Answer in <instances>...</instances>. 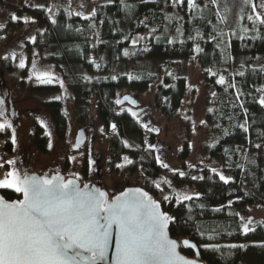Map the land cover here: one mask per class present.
<instances>
[{
  "label": "trees",
  "instance_id": "1",
  "mask_svg": "<svg viewBox=\"0 0 264 264\" xmlns=\"http://www.w3.org/2000/svg\"><path fill=\"white\" fill-rule=\"evenodd\" d=\"M195 2L197 7L184 11L177 21L171 18L173 0L103 1L97 4L95 16L86 19L73 14L55 25L54 31L43 10L30 9V12L43 28L36 36V43L42 49L44 59L63 72L69 63L80 64L88 71L84 86L74 83L75 91L82 97L80 114H87L88 102L93 99L104 123H107L105 110L111 108L113 91L119 88L118 81L113 79V70L123 61V51L130 47V39L135 33L150 31L134 45L135 55L155 62L156 70L172 68L174 71L182 60L196 59L204 85L212 97V106L205 114L207 124L216 133L210 153L215 157L230 153L234 179L223 183L205 169L201 180L194 182L198 194L191 201L178 204L171 199L166 205L160 201L163 211L175 218L169 224V233L195 242L201 260L207 264H264V219L244 234L242 228L235 227L234 216V211L243 206L264 205V107L258 103L264 96V91H259L264 89V25H257L254 31L250 22L246 26L247 32L237 29L233 33L229 29L230 33H227L213 0ZM95 25L99 28L97 43L91 37ZM196 48L200 51H195ZM102 55L104 64L101 72L94 74L90 58L100 59ZM232 56L235 57L234 63H231ZM241 72L244 74L239 75ZM221 76L225 79L223 85L217 83ZM153 80V74L138 71L133 79L123 80L120 86L126 85L142 92ZM232 84L234 88L230 86ZM80 85L83 86L81 89ZM155 87L154 106L167 121H171L176 116L186 87L185 78L164 73ZM49 106L54 108L56 131L61 135L67 126L62 110L57 102ZM125 122L128 121L125 119ZM241 125L248 131L245 132ZM124 128L126 134L136 132L133 124ZM31 142L45 152L48 137L42 128L34 127ZM255 144L260 147L255 150L253 183L244 189L236 176L240 167L236 161L237 154ZM4 148L9 151L10 142ZM127 150L126 146L111 138V158L116 159ZM187 152L184 143L178 158L184 160ZM157 173L152 165L145 175L156 179ZM176 180L178 183L185 181ZM144 189L156 195L149 185L146 184ZM1 194L6 199L18 198L12 191ZM233 244L237 247H228Z\"/></svg>",
  "mask_w": 264,
  "mask_h": 264
},
{
  "label": "rangeland",
  "instance_id": "2",
  "mask_svg": "<svg viewBox=\"0 0 264 264\" xmlns=\"http://www.w3.org/2000/svg\"><path fill=\"white\" fill-rule=\"evenodd\" d=\"M103 1L110 2L113 0H0V25H3V28H0V62L6 60L4 59L5 56L11 55V53L14 52L16 57L18 56V59L21 58L25 61V64L30 63L27 68L33 73L32 63L35 61L37 69L42 72L50 73L54 79L52 83H41L32 78L30 82L31 85H34L35 83L42 85H53L54 83H58L60 96H66V94L70 93V90L66 87L65 83H63V87H61L60 82L62 81L63 72L57 69L55 64L45 62L43 52L35 48L33 44L30 46V49H28L31 54L29 55L28 62L27 59L25 60L26 52L21 42L26 44V39L28 42H32L33 37L38 32H42L38 20L32 15L30 9L43 10L46 19H48L49 26L51 30H53L55 29V25L61 23L63 18L70 17L78 12L81 13L80 16L93 17L91 16V13L96 9L97 4ZM120 1L129 2L139 0ZM213 5L220 18L223 20L224 26L227 28V33L229 29L231 32L233 31V33L237 29H241V31L245 29L250 23L247 19L248 16L251 15L254 17L257 13L264 14V8L260 6L261 0H249V3L247 4L244 0H215ZM253 6L256 8L255 12L253 11ZM186 10H189L187 0H184L183 4H173L171 18L179 21L181 14ZM13 15L18 17V19L13 21ZM26 17L29 18V23L24 22V18ZM53 20H55V23L52 22ZM149 32L150 31H139L131 37V45L124 49L123 61L118 63L114 68L113 76L115 77V80L118 81V92L121 94L129 93L134 95L142 104L149 107V113L146 117L149 120V123L153 125V129L158 130V135L154 136L155 141L152 145L158 142V150L163 153L162 161H165L169 166L165 169V175L157 176L156 179H152L146 177L144 170L138 166H133V169L135 170L130 172V169L125 166L122 161L113 163L109 161L107 155V139L105 140V137L100 133L102 129L101 122L99 121V118H96L97 116L93 111V99L88 102L86 108L87 114L85 119L82 120L78 115V111L80 113V107L76 95L73 105L71 99L64 98V109L71 119V126L69 125L67 140H71L73 134L72 130H74L75 127L81 125L87 129L89 137L91 138V154L94 161L92 164V174L95 176L94 181L97 180L101 185L100 187L106 189L108 193L113 194L122 190L126 186H140L144 188L147 184L152 190L156 191V195L152 196L159 202L163 201L166 205L169 201L166 202L163 200L164 195L172 196L174 201V192L188 193L192 196L197 195L198 192L194 182L201 180L205 169L219 179L220 175H223L226 178H229V181H232L234 179V171L232 170L234 165L230 162V153L224 157H215L210 153L211 146L216 140V133L211 126L207 124L205 114L212 106V97L211 91L204 85L201 69L196 59L182 60L174 71H172V68L156 70L157 64L155 62L142 60V56H139L138 54L135 55L134 45L139 41H142L143 37L148 35ZM98 36L99 28L95 25L91 32V37L95 43L98 42ZM133 40L136 41L135 44H133ZM46 51H48V49ZM125 53H127V55H125ZM90 59L93 60L94 74H99L104 64L103 55L100 59H97L94 56ZM234 60L235 57L232 56L231 63H234ZM19 61L20 60L16 61L18 62V65ZM67 66L69 69L67 68L65 70V74L70 77L67 81L72 82L73 86L74 83H81L84 86L89 76L88 71L80 64L69 63ZM13 70L14 71L11 73H7L5 70L2 77L6 80V83L13 88L12 97L15 100V107L20 110L21 116L23 117L21 118V124L18 128L14 129L16 143L12 145L13 149L11 153H5L4 147L6 141L4 142V136L0 135L1 160L2 162L14 160L16 162L15 166L21 165L19 152L25 145H28L29 142L27 137L29 124L28 115L30 113H33L34 115L35 113H38L42 115L41 119L48 124L47 126L51 134V147L48 146L50 144L49 140L47 142L46 152H39L29 144L32 160H22V165L24 162V165L28 166V168L33 171L31 173H36L35 171L38 169L41 170L46 167H51L56 163L61 153L58 149L62 145L61 139L57 138L54 134L52 126L47 118H45L47 112L44 110L43 104H41L42 101H46L50 96H55V94H51L50 91L49 94L41 92L37 93V98H34L32 95L34 93L31 94L28 85L29 82H25L24 84H20L19 82L21 68L18 66V68H14ZM138 71H146L153 74L154 80L148 85L147 89L138 92L128 88L126 85L120 86L123 80H129V76L133 77ZM164 73H172L174 76H182L185 78L186 82V87L180 98V104L176 116L171 121H167V119L161 115L160 111L155 108L153 101L155 86ZM82 85H80V89L83 87ZM20 100L22 101L20 102ZM2 121L3 120L0 119V122ZM117 125L120 127L118 122ZM143 142L146 145L149 143V141L146 140H143ZM184 143H186L188 149L187 157L184 160H180L178 155L180 154ZM256 145L257 144L250 146L249 149L247 148L244 152L239 151L237 154L236 161L240 164V167L236 171V176L239 183L243 184L242 187L244 189H248L253 183L255 150L258 148ZM54 146L56 150H51ZM69 156L75 157L74 160L71 159L73 162V171L69 169L68 172H64V175L68 178V176L76 174L82 181H90L89 177H84L80 174V166H78L79 164L77 163L79 156L71 154ZM117 164H121L123 167L117 168ZM189 165H191V167H189ZM98 168L99 170L97 171ZM8 170H10V166L5 163L4 167L0 168V176ZM173 170H176L175 173ZM179 172H184L185 175L181 177L178 175ZM193 176L197 177V179H192ZM176 179L185 181L178 183ZM164 180L171 182V188L169 185L162 183ZM222 182L225 183L224 181ZM157 183L161 184L160 189L156 188ZM1 192H4V190H0V193ZM234 212L236 222L235 227L239 228H242V225L246 223L248 219L252 220V224L249 225L251 229L254 228L256 223L264 219V205L261 203L246 205ZM241 218H243V220ZM172 237L178 241L182 239L181 237ZM182 252L186 256H193L190 252ZM203 262L204 264H207L206 261Z\"/></svg>",
  "mask_w": 264,
  "mask_h": 264
},
{
  "label": "snow or ice",
  "instance_id": "3",
  "mask_svg": "<svg viewBox=\"0 0 264 264\" xmlns=\"http://www.w3.org/2000/svg\"><path fill=\"white\" fill-rule=\"evenodd\" d=\"M244 2L247 4L249 0ZM173 3L183 4L184 0H173ZM187 6L189 10L197 7L195 0H187ZM260 6L264 8V0H261ZM253 11H256L255 6ZM95 15L93 10L91 16ZM17 19L15 15L12 16L13 21ZM247 19L252 23L254 31L257 30V25H264V14L257 13L255 17L250 15ZM24 22L29 23V18H24ZM52 22L55 23V20ZM248 30L243 29L245 32ZM135 43L133 40V44ZM195 51L199 52L200 49L196 48ZM8 58L4 57L6 60ZM11 58L16 59L14 52L11 53ZM18 66L25 68V61L20 59ZM32 69V75L39 82H53L54 77L37 69L35 61ZM129 79L133 77L129 76ZM217 83L223 85L224 77L221 76ZM60 84L63 87L62 81ZM230 86L235 87L234 84ZM116 103L119 105L121 101L118 99ZM258 103L264 107V96L259 98ZM3 116L4 101L0 100V118ZM43 123L41 121L42 126ZM12 127L7 120H3L0 122V133ZM241 127L245 132L248 131L243 125ZM112 129L115 131V124ZM12 143H16L14 130ZM125 146H128L126 142ZM69 159L74 160L75 157ZM123 159L128 164L132 163L127 156ZM157 160L159 161V157ZM5 163L10 166V170L0 176V190H11L18 198L9 201L0 195V264H101L107 255L113 228L116 230L113 264H198L196 260L187 259L178 252L181 245L191 249H196L197 246L188 240L178 243L170 238L168 228L175 218L162 211L160 203L147 192L139 188L129 189L109 199V194L99 188L90 189L87 184L81 188L76 174L69 179H65L58 171L52 176H37L27 171L21 173L15 168L14 160L0 162V168ZM93 163L94 161H89L90 165ZM161 166L169 167L166 163H161ZM116 167L121 168L123 165L117 164ZM173 171L175 173L176 170ZM178 175L183 177L185 173L179 172ZM192 179L197 177L193 176ZM220 179L225 183L229 181L223 175H220ZM162 183L171 188L170 181L164 180ZM156 188L160 189L161 184L157 183ZM173 196L178 204L193 199L188 193L174 192ZM172 198L169 195L163 196L166 202ZM251 224L252 220L248 219L242 225L244 234L253 230L249 227ZM211 247L215 249V246ZM228 247L235 248L237 245Z\"/></svg>",
  "mask_w": 264,
  "mask_h": 264
},
{
  "label": "flooded vegetation",
  "instance_id": "4",
  "mask_svg": "<svg viewBox=\"0 0 264 264\" xmlns=\"http://www.w3.org/2000/svg\"><path fill=\"white\" fill-rule=\"evenodd\" d=\"M67 18V17H65ZM43 28H41L42 30ZM41 33V32H40ZM39 33V34H40ZM38 33L34 36V40L32 39V42H28V40L26 39V44H22L23 48H25V52H26V57L25 60L27 59V62L29 60V55L30 54V46L33 44L35 46V48H37L38 50H40L42 52V49L37 45L36 43V36L39 35ZM40 56V55H39ZM8 59L7 60H3L0 62V100L4 101V116L2 118H0L1 120H7L10 124H12V129H8L5 132L0 133V135L4 136V142H10L11 148L9 151H6L4 148L5 153H11L12 149H13V143H12V132L14 129H17L18 126L21 124V118L23 116H21L20 110L17 109L15 107V100L12 97L13 96V88L11 86H9L6 83V80L2 77L4 71L6 70L7 73H11L13 72L14 68H18V62H16L18 59V56L16 57L17 60L12 59L11 55H8ZM45 62L47 63H52V62H48L45 60ZM30 63H26L25 68L21 69L20 71V76H19V82L20 84H24L25 82L28 83L29 88L31 90V94L34 96V98H37V93H54L55 96H50L46 101H42L41 104H43V108L44 110L47 112V116H45V118H47V120L49 121L50 125L53 128V132L54 134L57 136V138L61 139V147L58 148L61 153L60 156L58 157L56 163H54L51 167H46L44 169H38L37 171H35L38 174H41L43 172H47L48 174H52V173H57V171L59 173H61L65 178H67L64 175V172H68L69 169L72 170V165L73 162L71 161L70 158V154L71 155H77L79 156V158L77 159V163L79 164L78 166H80V174L81 176L83 175L84 177H89L90 181L88 180V182H93L99 186L100 183H98L97 180L94 181L95 176L94 174H92V168L93 165L89 164V161L92 160L93 161V157H92V148H91V138L89 137V132L87 131V129L83 126H77L75 127L71 137V140H67V135L69 132V125L71 126V119L69 118V114L65 111L64 109V98L66 99H71L72 105L74 102V98L77 100H79V104H81V99L82 97L80 95L77 94V92L75 91L74 86L72 85V82L67 81L68 77L65 72L62 73V81L63 83H65L66 87L70 90L69 94H66V96L62 97L59 94V84L58 83H54L53 85H42V84H38L35 83L34 85H31V80L32 78H34L33 80H37L35 75H32V73L28 70V66ZM2 66V67H1ZM27 68V69H26ZM31 77V78H30ZM65 77V78H64ZM76 95V97H75ZM125 95H130L131 97H133L135 99V103H130L128 102L126 99L122 100V97ZM56 97H60V99H55ZM120 100L121 103L119 105H117L116 101ZM112 100V105L111 108L106 111V117H107V123H104L102 119L104 118H100V110L97 107V103L96 101L93 102V111L95 113V115L97 116L96 118H99V121L101 122V127L103 129V131H101L100 133L105 137V140L107 139V155L109 157V161L113 162H117V161H122V163L127 166L130 170V172H133L135 169H133V166L135 167H140L144 170V174H146L147 172H149L150 167H152V165L155 166V168L157 169L158 173L157 176H164L165 175V169L161 166V163H165V161H162L163 159V153L158 150L159 146H158V142H156L155 144L152 145V143L155 141L154 136L158 135V130L153 129V125H151V123H149V120L147 119V115L149 113V107L147 105L142 104L139 99L134 96L131 95L129 93H123L121 94L120 92H118V88L115 89L113 91V96L111 98ZM22 100H20L21 102ZM53 102H57L59 107L62 110V113L64 115V121H66L67 126L65 131L61 134L58 135L57 133V127L55 125V118H54V108L50 107L49 105ZM59 108V109H60ZM79 108V107H78ZM156 108V107H155ZM157 109V108H156ZM133 113H135V116L133 115ZM161 113V112H160ZM30 115V116H29ZM28 115L29 118V124H28V131H27V137H28V145H25L24 148L21 149V151L19 152L20 155V166H15V168L17 170H19L21 173L27 171L28 173H31L33 171H31L28 166L22 165V160H32L31 156H30V150H29V144L36 149L39 152V149H37L35 147V145H33V143L31 142V136L34 132V127H40L43 129L45 135L48 137L49 143H50V138H51V134H50V130L48 128V124L45 123L44 120L41 119L42 115L35 113V115L32 113H30ZM78 115L80 116V118H82V120L85 119L86 115H81L78 111ZM161 115L163 116V114L161 113ZM104 117V116H103ZM164 117V116H163ZM125 119L128 121L127 123L125 122ZM41 121H44L43 126L41 125ZM84 122V121H83ZM117 122L119 123L120 127L117 125ZM115 124L116 125V129L115 131H113L112 129V125ZM128 124V126L130 124H133L136 127V132H132L129 134H126L125 132V128L124 126H126ZM144 125H147V127H144ZM80 128H82L84 130L85 133V141L83 144H81L77 149H73V145H74V139H75V135L77 133V130H79ZM105 128V129H104ZM149 129H153L151 130V132H149ZM49 134V135H48ZM112 139H116L118 142L122 143L125 146V142L127 143V151L126 153H122L120 154L116 159H113L110 157L109 154V146H110V140ZM143 140L149 141V143H147L148 145H146ZM49 146V145H48ZM56 146V144H55ZM51 149V150H56V148ZM47 150V148H46ZM45 150V152H46ZM127 156L129 158V160L132 161L131 164H128L124 161V157ZM157 157H159V161L157 160ZM2 156L0 154V162H2ZM99 170V168L97 169V171ZM73 171V170H72ZM96 171V172H97ZM78 176V175H77ZM68 177H73V175L68 176ZM93 181H92V180ZM81 183H84L86 181H82L80 178L78 179ZM7 191H11V190H4V192ZM111 193H109V198L111 197Z\"/></svg>",
  "mask_w": 264,
  "mask_h": 264
},
{
  "label": "water",
  "instance_id": "5",
  "mask_svg": "<svg viewBox=\"0 0 264 264\" xmlns=\"http://www.w3.org/2000/svg\"><path fill=\"white\" fill-rule=\"evenodd\" d=\"M125 97H127L128 99H126L128 102L130 103H135V99L133 97H131L130 95H125L122 97V100L125 99ZM86 137H85V133H84V130L82 128H80L79 130H77V133L75 135V139H74V145H73V149H77L81 144L84 143ZM29 174H33V175H37V176H43L45 174H47L48 176H52V175H55L57 173H52V174H48L47 172H43L42 174H38V173H29ZM61 176H63L61 173H59ZM64 177V176H63ZM69 178H74V177H68V178H65V179H69ZM77 183L80 185L81 188H83V186L85 184H87L89 186V188H99L101 191H104V192H107L108 191L102 187H100L99 185L93 183V182H84V183H80L79 180H77ZM141 189L142 191L144 192H147L144 188L140 187V186H126L124 187L122 190L118 191V192H115L112 194V196L109 198V199H112L114 198L115 196L117 195H120L122 192L124 191H127L129 189ZM150 196L151 194L149 192H147ZM109 194V193H108ZM0 195H2L0 193ZM152 197V196H151ZM5 198V197H4ZM153 198V197H152ZM6 199V198H5ZM154 200H156L155 198H153ZM6 200H14V199H6ZM157 202H159L158 200H156ZM160 203V202H159ZM161 205V204H160ZM161 210L163 211L162 207H161ZM165 212V211H164ZM167 213V212H166ZM168 214V213H167ZM169 215V214H168ZM168 232H169V228H168ZM169 236L171 239L173 240H176L175 238H173L170 233H169ZM183 240H188L190 241V243L192 244H195V242H193L192 240H190L189 238H182L180 239L179 241L176 240L178 243L183 241ZM115 244H116V230L115 228H113L112 230V236H111V241H110V246L108 248V251H107V255H106V258L105 260L101 261V264H113V257H114V254H115ZM196 245V244H195ZM197 246V245H196ZM186 249V250H189L193 256L192 257H189V256H186L182 251L181 249ZM178 252H180L181 255L185 256L187 259H193V260H196L198 262V264H204V262L201 260V257H200V254H199V250H198V247H196V249H191V248H187V247H184L183 245H181L179 248H178Z\"/></svg>",
  "mask_w": 264,
  "mask_h": 264
}]
</instances>
